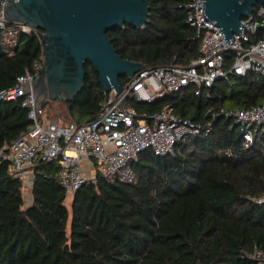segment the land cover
I'll list each match as a JSON object with an SVG mask.
<instances>
[{"label": "trees", "instance_id": "trees-1", "mask_svg": "<svg viewBox=\"0 0 264 264\" xmlns=\"http://www.w3.org/2000/svg\"><path fill=\"white\" fill-rule=\"evenodd\" d=\"M190 1L149 0L146 25L108 30L117 53L146 66L189 65L200 56L201 44L186 20L184 5ZM263 37L260 28L251 41ZM42 55L35 33L22 32L12 56L0 42V91ZM224 57L229 70L235 52ZM85 69L84 88L66 101L68 121L78 124L92 121L105 101L99 73L89 61ZM197 88L190 84L153 103L130 95L126 104L140 113L171 104L178 114L200 121L212 106L264 102V74L255 72L220 78L211 88L203 85L199 95ZM30 124L21 98L0 100V148ZM261 145L257 137L245 147L234 119L220 116L210 133L181 141L175 155L142 151L132 163L133 182L99 176L72 194L56 180L58 163L39 161L28 206L22 181L0 157V264H257L248 255L255 246L264 251V204L253 201L264 193Z\"/></svg>", "mask_w": 264, "mask_h": 264}, {"label": "built area", "instance_id": "built-area-1", "mask_svg": "<svg viewBox=\"0 0 264 264\" xmlns=\"http://www.w3.org/2000/svg\"><path fill=\"white\" fill-rule=\"evenodd\" d=\"M4 2L1 0L0 5ZM203 2L206 0H192L184 5L187 22L201 37L200 56L189 65L172 62L146 66L136 72L120 92L115 88L105 91L100 111L88 123L52 117L35 95L24 92L23 84L34 82L44 72V54L17 77L14 85L0 91V100L21 98L31 120L27 131L9 146L0 148V157L9 161V173L23 183L25 206L33 201L31 189L39 161L58 163L56 180L69 194L88 182L96 184L99 176L133 182L136 174L132 163L142 151L151 148L157 155H175L181 141L210 133L220 116L234 119L245 147L254 144L259 137L264 154V102L249 108L212 106L200 121L178 114L171 104L160 111L142 113L126 104L130 95L140 102L153 103L190 84L198 86L196 94L199 95L203 85L211 88L218 79H228L231 74H264V37L251 41L252 35L264 29V4L254 7L252 15L242 19L245 26L241 28L242 33L228 42L221 29L205 16ZM22 32L35 33L42 41L39 29L8 21L0 7V42L8 55L15 54ZM228 50L235 52V59L226 70L224 53ZM253 201L264 204V193ZM248 256L257 264H264V251L257 246Z\"/></svg>", "mask_w": 264, "mask_h": 264}, {"label": "water", "instance_id": "water-1", "mask_svg": "<svg viewBox=\"0 0 264 264\" xmlns=\"http://www.w3.org/2000/svg\"><path fill=\"white\" fill-rule=\"evenodd\" d=\"M258 2L264 4V0H206L204 14L232 42L245 27L242 19L252 15ZM0 7L8 21L42 30L45 70L23 89L43 106L74 99L85 86L88 61L106 92L113 88L120 92L122 76L131 79L146 68L145 63L118 54L108 30L146 25L149 0H5Z\"/></svg>", "mask_w": 264, "mask_h": 264}, {"label": "rangeland", "instance_id": "rangeland-1", "mask_svg": "<svg viewBox=\"0 0 264 264\" xmlns=\"http://www.w3.org/2000/svg\"><path fill=\"white\" fill-rule=\"evenodd\" d=\"M46 112L52 117H61L65 120H72L68 112L67 103L64 100L49 101L46 105ZM54 115V116H53ZM67 205L70 207V200H66Z\"/></svg>", "mask_w": 264, "mask_h": 264}]
</instances>
